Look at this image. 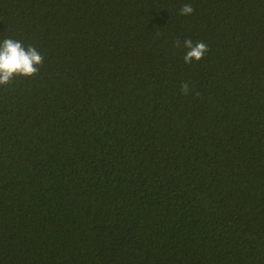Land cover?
Masks as SVG:
<instances>
[{"label": "trees", "instance_id": "obj_1", "mask_svg": "<svg viewBox=\"0 0 264 264\" xmlns=\"http://www.w3.org/2000/svg\"><path fill=\"white\" fill-rule=\"evenodd\" d=\"M5 38L44 61L0 86V264H264V0H0Z\"/></svg>", "mask_w": 264, "mask_h": 264}, {"label": "clouds", "instance_id": "obj_2", "mask_svg": "<svg viewBox=\"0 0 264 264\" xmlns=\"http://www.w3.org/2000/svg\"><path fill=\"white\" fill-rule=\"evenodd\" d=\"M195 9L191 4H184L179 11L180 15L188 16L194 13ZM180 47V41H176ZM183 46L186 49L183 60L186 64L193 61L199 62L209 51L203 41L193 42L185 39ZM44 57L33 47H25L22 42L11 38H5L0 42V86L9 85L18 77L33 78L39 73ZM181 91L184 95L189 94L190 88L187 82L181 84Z\"/></svg>", "mask_w": 264, "mask_h": 264}]
</instances>
